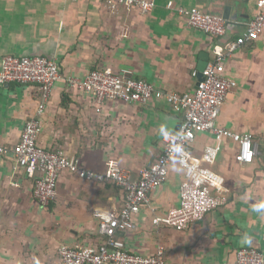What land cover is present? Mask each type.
<instances>
[{
  "label": "crops",
  "instance_id": "obj_1",
  "mask_svg": "<svg viewBox=\"0 0 264 264\" xmlns=\"http://www.w3.org/2000/svg\"><path fill=\"white\" fill-rule=\"evenodd\" d=\"M170 0H156L151 12L137 7L110 9L105 0H0V67L7 54L43 55L58 61L63 79L56 82L41 116L38 141L47 149H64L86 168L106 172L140 170L162 153L163 134L184 118L165 100L132 103L96 101L70 87L68 76L84 77L94 68H130L138 78L164 91L193 92L203 54L213 58L218 42L236 38L259 11L258 0H173L175 8L199 7L223 15L234 6L237 21L228 34L214 38L188 24ZM225 75L237 82L222 106L218 124L250 132L258 147L251 163L237 158V145L225 142L211 168L225 177L224 203L184 230L155 224L179 203L184 170L175 161L167 181L151 194V206L135 216V227L117 232L127 248L150 255L164 247L168 264H236L237 249L264 252V31L228 59ZM40 90L34 83L0 84V264H64L59 247L97 245L105 240L96 209L118 210L125 192L112 183L80 178L63 170L57 195L42 207L33 194L34 180L17 166L12 148L36 111ZM211 132L199 133L190 151L199 156L215 143Z\"/></svg>",
  "mask_w": 264,
  "mask_h": 264
},
{
  "label": "built area",
  "instance_id": "obj_2",
  "mask_svg": "<svg viewBox=\"0 0 264 264\" xmlns=\"http://www.w3.org/2000/svg\"><path fill=\"white\" fill-rule=\"evenodd\" d=\"M110 9L120 6L137 7L151 12L156 0H105ZM175 8L174 1L167 3ZM259 11L247 23L245 30L236 38L215 44L213 58L203 70V79L198 80L193 92L164 91L153 83L138 78L130 68L114 71L110 67L94 68L84 77L68 76L70 87L92 93L98 102L122 100L146 104L152 99L165 98L176 111H182L184 118L177 130L163 134V151L148 166L143 167L139 177L134 178L127 168L111 166L106 172L83 166L78 158L69 156L64 149H47L39 144L42 130L41 116L47 108L53 88L63 79L57 60L43 56H17L7 54L0 67V84L34 83L40 90V101L36 115L27 121L20 140L12 151L17 166L23 168L34 180L33 194L42 207H48L57 195L58 180L63 170H69L80 178L99 183H112L125 192V200L118 210L96 209L100 229L105 240L97 245L73 247L62 244L59 256L64 264H168L164 247L150 255L130 251L117 232L135 227V216L143 207L151 206V194L167 181L170 167L176 161L184 170L179 189V203L165 215L155 216V224L165 223L178 230L188 228L202 220L207 213L221 206L225 198L221 194L225 177L211 168L224 144L232 140L237 145V158L241 163H251L258 153L254 135L237 132L220 126L218 118L230 90L237 82L225 75L226 63L241 46L259 39L264 31V0H258ZM179 14L187 17L188 24L206 32L214 38L228 34V20L220 14L205 11L199 7L177 6ZM199 70L192 72L198 77ZM211 132L214 144L205 146L201 155L190 151L199 133ZM9 152L7 146L0 149ZM236 264H264V252L254 246L237 249Z\"/></svg>",
  "mask_w": 264,
  "mask_h": 264
},
{
  "label": "water",
  "instance_id": "obj_3",
  "mask_svg": "<svg viewBox=\"0 0 264 264\" xmlns=\"http://www.w3.org/2000/svg\"><path fill=\"white\" fill-rule=\"evenodd\" d=\"M234 6L232 7V5L227 4L224 7V12H223V16L228 20V27L230 28L231 24L235 23L237 21L238 18V14L232 13ZM209 62V55L207 53L203 54V58L201 59L199 65H198V70H199V74H198V80L203 79V70L205 69L206 65ZM178 127H176L175 130H177Z\"/></svg>",
  "mask_w": 264,
  "mask_h": 264
},
{
  "label": "trees",
  "instance_id": "obj_4",
  "mask_svg": "<svg viewBox=\"0 0 264 264\" xmlns=\"http://www.w3.org/2000/svg\"><path fill=\"white\" fill-rule=\"evenodd\" d=\"M120 188V187H119Z\"/></svg>",
  "mask_w": 264,
  "mask_h": 264
}]
</instances>
